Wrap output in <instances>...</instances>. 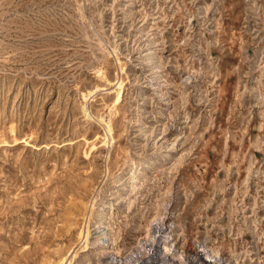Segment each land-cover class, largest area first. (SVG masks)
I'll return each instance as SVG.
<instances>
[{"label":"rangeland","instance_id":"374dc122","mask_svg":"<svg viewBox=\"0 0 264 264\" xmlns=\"http://www.w3.org/2000/svg\"><path fill=\"white\" fill-rule=\"evenodd\" d=\"M116 261L264 264V0H0V264Z\"/></svg>","mask_w":264,"mask_h":264},{"label":"bare ground","instance_id":"6f19581e","mask_svg":"<svg viewBox=\"0 0 264 264\" xmlns=\"http://www.w3.org/2000/svg\"><path fill=\"white\" fill-rule=\"evenodd\" d=\"M121 91V90H120ZM118 96H117V100H120V98H121V94H117ZM116 100V101H117ZM110 131H111V129H110ZM106 142V141H105ZM134 179L136 180L137 179V176L135 175L134 176ZM138 180V179H137ZM134 183H137L136 181L134 182ZM136 185V184H135ZM102 186V185H101ZM95 190V189H94ZM99 190V189H98ZM94 192V191H93ZM96 193V192H95ZM95 195V194H94ZM97 195H99V194H97ZM113 196V195H112ZM98 199L99 198H97L96 196L95 197H93V199H92V201H90L91 202V204H90V202H89V204H90V207H87V208H89V215H90V213L92 212V210H93V207L95 206V204L98 202ZM91 200V199H90ZM119 202V201H118ZM114 203V202H113ZM113 203L112 202H110V203H103L101 206H100V208H99V210L97 211V217H98V220H97V222H96V224H97V226H96V228L98 229V231L97 232H95L96 233V236H94L93 237V239L91 240V241H89V239H88V236H89V234H90V232H89V227H88V223H90V222H88L89 220H88V216H87V218H85L86 219V222H85V224L87 225V229H86V233L84 234L85 235V241H84V243L86 244H84V246H85V249H86V247L88 246V244H91L92 245V247H95V251H97V257L95 258V259H100L103 255H105V254H107V253H109L108 252V248L110 247L109 246V244L111 243L110 241H112L111 240V234H110V232H109V229L107 228V229H104V227H101V225H100V223H102L103 222V219H105V215H107V213H108V211H110V208H111V206L113 205ZM86 204V203H85ZM166 205H168V204H166ZM83 212V211H82ZM88 214V213H87ZM156 218V217H155ZM155 218H153V219H155ZM157 218H159V217H157ZM164 218V217H163ZM153 221V220H152ZM156 221V220H155ZM160 221V220H159ZM92 222V221H91ZM152 224H153V222H151ZM156 225V224H155ZM105 226V225H104ZM148 227V226H147ZM170 228V227H169ZM156 229V228H155ZM153 233H154V231H152ZM82 234V233H81ZM83 235V234H82ZM147 235V234H146ZM156 235V234H155ZM154 235V236H155ZM170 235V234H169ZM149 236L151 237V236H153V235H151V234H149ZM148 237V236H147ZM167 237V236H166ZM153 238V237H152ZM147 239V238H146ZM146 239H145V242H146ZM148 240H150L149 238H148ZM141 242L143 243V240H141ZM198 242V241H197ZM164 244V243H163ZM167 244V243H166ZM145 245V244H144ZM196 245H197V243H196ZM84 246L82 247V245H81V247L82 248H84ZM138 246V245H137ZM167 246V245H166ZM174 246V245H173ZM201 246V245H200ZM199 246V247H200ZM143 246H141V248H142ZM145 247H146V245H145ZM180 247V246H179ZM81 248V249H82ZM164 248H166L165 246H164ZM170 249V248H169ZM181 249V248H180ZM140 250V249H139ZM148 250V249H147ZM172 250V249H171ZM204 250H206V249H204ZM138 251V250H137ZM165 251V250H164ZM163 251V252H164ZM139 252V251H138ZM142 252V251H141ZM162 252V251H161ZM130 253V252H129ZM134 253V252H133ZM110 254V253H109ZM108 254V255H109ZM112 254V253H111ZM115 254V253H114ZM182 254V253H181ZM201 254V253H200ZM220 254V253H219ZM113 255V254H112ZM215 255V254H214ZM115 256H117V255H115ZM128 256V255H127ZM160 256V255H159ZM164 256V255H163ZM176 256H178V255H176ZM194 256V255H193ZM216 256V255H215ZM106 257V256H105ZM112 256H110V258H111ZM114 257V256H113ZM119 257V256H118ZM130 257V256H129ZM174 257V256H173ZM214 257V256H213ZM109 258V259H110ZM126 258V257H125ZM132 258V257H131ZM183 258V257H182ZM212 258V257H211ZM216 258H217V256H216ZM224 258V257H223ZM108 259V260H109ZM118 260H119V258H117ZM116 259V260H117ZM123 258H121L120 259V262H121V260H122ZM130 259V258H129ZM128 259V260H129ZM139 259V258H138ZM186 259V258H185ZM207 259V258H206ZM85 260H88V259H86V257H84V259H82V262L83 261H85ZM107 260V261H108ZM113 260H114V258H113ZM124 261L126 260L127 261V259H123ZM131 260V259H130ZM133 260V259H132ZM151 260V259H150ZM172 260V259H171ZM175 260V259H174ZM223 260V259H222ZM170 261V260H169ZM105 262V261H104ZM116 262H118V264H119V261H116ZM131 262V261H130ZM181 261L179 260V263H180ZM125 263V262H124ZM124 263H122V264H124ZM103 264V263H102ZM130 264V263H129ZM135 264V263H134ZM221 264V263H220Z\"/></svg>","mask_w":264,"mask_h":264}]
</instances>
